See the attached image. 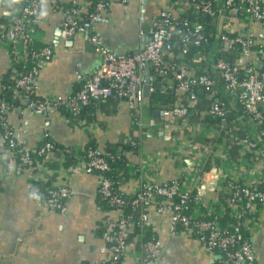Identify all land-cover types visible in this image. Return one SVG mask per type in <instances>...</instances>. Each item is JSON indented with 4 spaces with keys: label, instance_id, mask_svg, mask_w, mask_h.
Returning a JSON list of instances; mask_svg holds the SVG:
<instances>
[{
    "label": "built area",
    "instance_id": "2783aa9c",
    "mask_svg": "<svg viewBox=\"0 0 264 264\" xmlns=\"http://www.w3.org/2000/svg\"><path fill=\"white\" fill-rule=\"evenodd\" d=\"M7 1L0 43L7 44L12 74L1 89L13 91L42 113L66 106L77 116L92 98L124 101L134 125L122 137L137 145L136 159L147 128L170 137L146 162H127L128 176L138 177L130 202L120 187L123 182L119 192L114 189L109 176L113 168L101 150L78 155L69 166L73 172L98 176L106 251L97 264H158L164 245L157 233L164 225L171 233L194 237L221 264H256L251 237L261 226L264 207V0H173L170 9L162 8L156 20L143 26L146 40L132 53L112 51L96 32L97 25L110 20L111 0H88L85 7H62L57 0ZM45 2L62 8L65 33L83 35L101 60L73 94L34 100L29 97L36 94L38 73L53 55L49 44L30 49ZM121 3L127 7L129 0ZM190 9L208 20L190 19ZM197 90L207 97L203 110ZM154 93L163 96L155 100ZM13 107L0 97V143L15 158L17 169L30 171L28 188L38 208L67 212L70 177L58 183L44 164L54 157V145L46 141L36 148L39 159L20 144L19 130L7 120ZM145 108L150 113L144 120ZM163 158L175 164V173L158 180ZM221 194L234 218L223 224L207 218L225 215Z\"/></svg>",
    "mask_w": 264,
    "mask_h": 264
},
{
    "label": "crops",
    "instance_id": "0c3cea01",
    "mask_svg": "<svg viewBox=\"0 0 264 264\" xmlns=\"http://www.w3.org/2000/svg\"><path fill=\"white\" fill-rule=\"evenodd\" d=\"M62 7L70 4L85 7L88 0H57ZM9 1H0V21L4 19ZM173 0H129L124 7L121 0H111L108 8L109 22L97 25L96 32L114 52L132 53L146 40L141 32L143 26L157 19L162 8H171ZM42 21L37 25L36 39L49 44L53 55L40 69L35 93L40 98L52 95H67L77 89L101 60L99 51L83 35H67L63 28L62 8H54L49 2L42 6ZM179 57V56H178ZM7 44L0 43V84L11 71ZM1 89V87H0ZM201 110L207 97L197 90ZM93 118L79 125L60 109L35 112L25 100L7 114L10 125L20 132V144L35 148L44 133L65 146L81 148L90 139L103 151L106 145L116 142L129 133L134 119L124 101H116L106 109L101 108L98 98ZM23 101V102H22ZM154 112V111H153ZM152 112V115H154ZM150 113L143 109L144 120ZM204 116V114H202ZM143 138L140 154L144 162L147 155H154L159 147L169 144L165 138L152 131ZM168 136V135H167ZM64 156L54 155L57 166L50 168L49 178L58 176L63 183L70 177L72 196L65 213L41 211L34 202L28 188L30 171L15 167V158L5 145L0 143V264H97L105 254L103 239L104 216L98 200V176L95 173L73 172L64 164ZM153 157V156H150ZM128 161L140 162L129 154ZM155 178L169 179L175 173V164L170 159H161ZM138 183L135 175L120 185L126 194ZM261 226L251 237L256 264H264V207L259 217ZM102 232V233H101ZM158 238L164 252L158 264H215L218 255L199 248L194 237L171 233L164 225L158 230Z\"/></svg>",
    "mask_w": 264,
    "mask_h": 264
},
{
    "label": "trees",
    "instance_id": "16d2710c",
    "mask_svg": "<svg viewBox=\"0 0 264 264\" xmlns=\"http://www.w3.org/2000/svg\"><path fill=\"white\" fill-rule=\"evenodd\" d=\"M92 4L95 3L97 0H89ZM59 2H57L56 5H58ZM187 17L194 18L195 16L198 17V19L206 22L208 20V17H205L204 15L201 14H196L193 9H190L187 12ZM209 28V27H208ZM45 45V43L40 42L36 39H33L31 44H30V49L34 51H38L40 47ZM11 71H8L5 75V79L2 83L8 84L10 82V76H11ZM81 86V85H80ZM80 86L77 88L79 89ZM77 89H75L71 94H73ZM19 93L24 94L22 90L18 89ZM23 96V95H22ZM163 95L159 94H152L151 97L155 100L161 99ZM0 97L6 101L11 106L17 107L20 106L21 104V97H18L17 94L9 89H0ZM24 99L26 97L23 96ZM29 99H34V100H39L40 97L36 94H31ZM118 99L116 98H108L107 101L100 105L101 108L106 109L107 107H110L111 104H114ZM98 100L96 98H92L91 101L86 104L82 105L80 107L79 113L77 116L72 115L70 109L66 106H60L59 109L61 110L62 113H64L68 118H71V120L75 123H77L80 120H84L85 122H89L94 115V111L96 109V104ZM107 110V109H106ZM49 141L54 145V155L60 154V152L63 153V158H64V164L65 165H73L75 163V160L78 155L86 157V154L89 150H98L96 147V143L94 142L93 139H90L84 146L81 148H73L72 146H65L62 145L61 143L57 142L56 140L52 139L48 134L44 133L42 140L40 143L33 149H31L32 155L38 157L39 159L42 158V154L37 153V149L39 146H41L44 142ZM120 147L122 150L125 151V153H120L118 152L117 148ZM63 150V151H62ZM103 155H105L108 163L112 166L113 170L109 172V176L111 179V183L116 191L117 187H119L120 183L124 182L128 178L127 174V162H128V156L129 154H135L137 153V145H131L128 142H125L123 140V137H120L116 142L110 143L106 145L104 150L101 152ZM100 153V154H101ZM57 160L55 159H49L44 162V164L47 165L48 168H54L58 164L56 162ZM126 196V201L130 202L133 196L131 194H123ZM221 200H222V205L225 207V215L223 216H218L216 213L214 214H209L207 215V218L214 219L215 221H218L219 223L223 224L225 221L230 220L234 221V218L230 213H228L229 207L227 206L226 202V195L221 194ZM98 200L99 202L104 205V202L102 201L101 197L98 195ZM127 206V205H126ZM125 206V207H126ZM129 206L127 207V209ZM102 233V232H101ZM147 234H150V232H147ZM248 235V233H245ZM215 264H221L220 259H216Z\"/></svg>",
    "mask_w": 264,
    "mask_h": 264
},
{
    "label": "water",
    "instance_id": "95a60500",
    "mask_svg": "<svg viewBox=\"0 0 264 264\" xmlns=\"http://www.w3.org/2000/svg\"><path fill=\"white\" fill-rule=\"evenodd\" d=\"M204 15H205V14H204ZM145 36L147 37L146 34H145ZM146 73H148V69H146ZM146 81H147V78L145 77V85H144V93H145V95L148 94V92H147V84H146ZM153 114L156 115V112L154 111ZM147 134H148V135H152V130H151V129H148V130H147ZM159 135H160V136H163V137H165V138H169V136L164 135L162 132H159Z\"/></svg>",
    "mask_w": 264,
    "mask_h": 264
}]
</instances>
